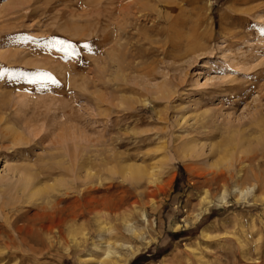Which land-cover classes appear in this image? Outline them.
Listing matches in <instances>:
<instances>
[{
    "label": "rangeland",
    "instance_id": "374dc122",
    "mask_svg": "<svg viewBox=\"0 0 264 264\" xmlns=\"http://www.w3.org/2000/svg\"><path fill=\"white\" fill-rule=\"evenodd\" d=\"M94 190L104 240L27 229ZM0 224V264H264V0H0Z\"/></svg>",
    "mask_w": 264,
    "mask_h": 264
},
{
    "label": "bare ground",
    "instance_id": "6f19581e",
    "mask_svg": "<svg viewBox=\"0 0 264 264\" xmlns=\"http://www.w3.org/2000/svg\"><path fill=\"white\" fill-rule=\"evenodd\" d=\"M252 1V0H251ZM137 3V6H141L142 3ZM129 7V6H128ZM142 7V6H141ZM145 8V7H144ZM152 13V12H151ZM135 16V15H134ZM142 17H145V20L147 21L148 18L146 17H153L151 16L150 14H146V15H143ZM164 17V15L162 16ZM144 20V19H143ZM144 22V21H143ZM196 44L193 43V47H195ZM15 141L19 144V142H21V137L18 138V140L15 139ZM82 168V166H81ZM21 170V169H20ZM21 183H22V186H23V190L25 191L26 189H29L30 191H33L36 187H37V180H38V177L33 175L32 173H21ZM19 174V175H20ZM89 176V175H88ZM19 178V179H20ZM90 178V176H89ZM84 179V178H83ZM88 179V178H87ZM91 179V178H90ZM67 184V183H66ZM44 188V187H43ZM45 189V188H44ZM109 189V188H108ZM96 190L94 191H85V192H82V191H79L77 197L75 198L74 201H72V203L69 205V206H63V207H56L53 209L52 208V212L50 213H46L44 212L43 215H39L40 218L38 219L37 223L33 224V225H30L28 223V230L31 234H38V231H43V229H41V225L43 223V221L45 220H48L50 219V221H52V223L55 224V227L54 228H58L59 230L61 229V227L65 228L68 226V223L70 221H74V222H79L80 220H86V218L88 219H91L94 221L95 223V226L97 227V234H99V236L102 237L103 239V235H105V233L107 231H109L110 229L108 228V224L106 223L107 220H109L110 223H112L114 220L115 221H119V217H118V214L119 211L123 208V206L125 205L124 201L125 200H121L114 197L113 195V198L109 199L107 198L105 195L104 196H101V197H95V198H91L90 196V192H94L95 193ZM99 191V190H98ZM45 192V191H44ZM103 192V191H102ZM33 195H37L38 194H41L39 193L38 191H35L32 193ZM248 193H246L247 195ZM108 196V195H107ZM71 198V197H70ZM116 198V199H115ZM223 200H225V197L223 196L222 198ZM64 201V200H63ZM58 204V203H57ZM56 204V205H57ZM61 203H59L60 205ZM68 204V202H67ZM101 208H105L109 211V216L106 217L105 215H101V212L99 209ZM105 216V217H104ZM114 218V219H113ZM145 219H147V217L145 216L144 217ZM36 221V220H35ZM15 223L13 222V224H11V226L13 227V229L15 230V233L17 234V237H18V241H19V249H22V248H27L28 250H30V245L28 243L27 240H25V238L23 239L21 237V231H22V227H18L14 225ZM116 225V224H115ZM122 227V225H120ZM131 226V225H130ZM128 226V227H130ZM11 227V228H12ZM112 227V226H111ZM121 227L119 226H114L113 228H111V231H114V232H122V229ZM132 229V228H131ZM134 229V228H133ZM52 230H53V227H52ZM70 234H72L71 236H73V243L75 244L74 247H79L80 251H83L82 247L84 246L85 247V244L89 242V239L93 236V234L90 232L88 233L85 229V233H83V231L80 233H77V231L75 232V230L72 228V226H70L68 228ZM127 230V228H126ZM130 230V229H128ZM0 231L1 232H5L7 231L8 232V229L7 227L4 225V224H0ZM131 233L134 231L130 230ZM129 231V232H130ZM45 232L47 234H50L52 233V231L50 230H45ZM29 233V234H30ZM42 233V232H41ZM60 233V232H59ZM94 233V232H93ZM130 233V234H131ZM10 234V233H9ZM129 234V233H128ZM78 235H80L81 237V240L78 239ZM108 235V234H107ZM134 235V234H133ZM132 236V235H131ZM135 236V235H134ZM97 237V236H96ZM128 237V236H127ZM133 237V236H132ZM100 238V237H98ZM94 239V238H93ZM13 240V238H12ZM104 240V239H103ZM106 240V239H105ZM131 240V239H130ZM108 242V241H107ZM112 242V240L110 241ZM119 242V241H118ZM122 242V241H121ZM113 243V242H112ZM96 243H94L95 245ZM108 244L110 245V243L108 242ZM107 243H100L98 244V246H94L98 249H102L104 250V256L105 258L103 259L104 261L108 262L109 264H113L115 263V258H117L116 256L118 255L115 250H113V248H111ZM119 244V243H118ZM117 244V245H118ZM93 245V244H92ZM116 245V244H115ZM125 245V244H124ZM106 248H105V247ZM115 247V246H114ZM124 247V246H123ZM126 247V246H125ZM128 249H129V246H127ZM7 248H10L9 246H7ZM132 248V247H131ZM32 249V248H31ZM115 249V248H114ZM118 249V247H117ZM116 249V251H117ZM122 249V248H121ZM9 250V249H8ZM119 250V249H118ZM32 251V250H30ZM97 251V250H96ZM124 251V249H123ZM92 252V251H91ZM103 252V251H102ZM97 253V252H96ZM101 253V252H100ZM99 254V252H98ZM134 254V253H133ZM93 255V254H92ZM89 260V259H88ZM103 261V262H104ZM116 261H119V260H116ZM121 262V261H120ZM87 263V262H86ZM105 263V262H104ZM117 263V262H116Z\"/></svg>",
    "mask_w": 264,
    "mask_h": 264
},
{
    "label": "snow or ice",
    "instance_id": "6c2138e0",
    "mask_svg": "<svg viewBox=\"0 0 264 264\" xmlns=\"http://www.w3.org/2000/svg\"><path fill=\"white\" fill-rule=\"evenodd\" d=\"M61 43H63V42H61ZM68 55H72V53H67Z\"/></svg>",
    "mask_w": 264,
    "mask_h": 264
}]
</instances>
